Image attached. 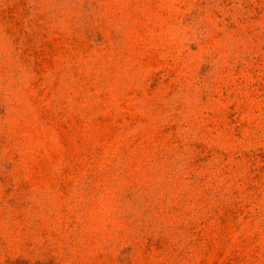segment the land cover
<instances>
[{
  "label": "rangeland",
  "instance_id": "1",
  "mask_svg": "<svg viewBox=\"0 0 264 264\" xmlns=\"http://www.w3.org/2000/svg\"><path fill=\"white\" fill-rule=\"evenodd\" d=\"M0 264H264V0H0Z\"/></svg>",
  "mask_w": 264,
  "mask_h": 264
}]
</instances>
